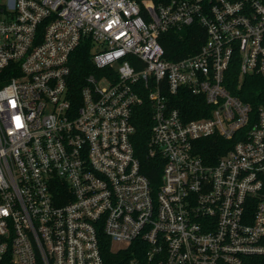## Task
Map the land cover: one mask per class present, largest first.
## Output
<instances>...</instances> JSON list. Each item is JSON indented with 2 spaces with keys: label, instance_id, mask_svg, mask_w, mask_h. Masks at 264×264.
Returning a JSON list of instances; mask_svg holds the SVG:
<instances>
[{
  "label": "built area",
  "instance_id": "2783aa9c",
  "mask_svg": "<svg viewBox=\"0 0 264 264\" xmlns=\"http://www.w3.org/2000/svg\"><path fill=\"white\" fill-rule=\"evenodd\" d=\"M194 24L168 58L160 36ZM263 36L264 0H0V264H104L105 239L134 245L125 264L264 256V103L230 73L264 79ZM144 98L158 183L132 141Z\"/></svg>",
  "mask_w": 264,
  "mask_h": 264
},
{
  "label": "trees",
  "instance_id": "16d2710c",
  "mask_svg": "<svg viewBox=\"0 0 264 264\" xmlns=\"http://www.w3.org/2000/svg\"><path fill=\"white\" fill-rule=\"evenodd\" d=\"M202 27L194 24L192 26L184 27L180 30L171 29L160 36V42L165 48L166 56L174 59L185 55L187 53L195 52L202 43L203 39ZM264 43V36H263ZM70 88L75 95H78L79 88L83 82L86 74L93 70L90 62L89 47L81 45L70 56ZM230 73L235 77V86L231 88V92L245 101H249L253 107L264 103V79L257 75H247L244 77L241 87L236 86V76L238 74V67L230 69ZM200 97L192 94L185 95L182 100V105L186 109L197 107V101ZM206 105V104H204ZM152 110L150 103L146 98L141 104H138L132 114V121L135 126V133L132 141L136 155L140 158L142 171L150 178L152 183H158L160 180V166L155 161V158L147 156L148 141L151 135L152 126ZM101 247V253L104 264H125L130 257L137 254L134 245H130L125 249H114L111 247L110 241L105 239ZM135 244V243H134ZM243 264H264V256L251 255L244 259Z\"/></svg>",
  "mask_w": 264,
  "mask_h": 264
},
{
  "label": "rangeland",
  "instance_id": "374dc122",
  "mask_svg": "<svg viewBox=\"0 0 264 264\" xmlns=\"http://www.w3.org/2000/svg\"><path fill=\"white\" fill-rule=\"evenodd\" d=\"M119 244H117V243H114L113 245H112V248H116L117 246H118Z\"/></svg>",
  "mask_w": 264,
  "mask_h": 264
}]
</instances>
